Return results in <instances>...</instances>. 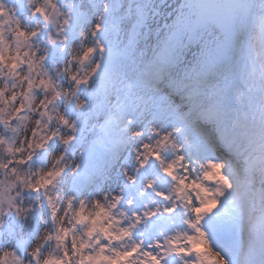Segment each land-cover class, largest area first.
Returning <instances> with one entry per match:
<instances>
[{"label":"snow or ice","instance_id":"snow-or-ice-1","mask_svg":"<svg viewBox=\"0 0 264 264\" xmlns=\"http://www.w3.org/2000/svg\"><path fill=\"white\" fill-rule=\"evenodd\" d=\"M0 264H264V0H0Z\"/></svg>","mask_w":264,"mask_h":264}]
</instances>
